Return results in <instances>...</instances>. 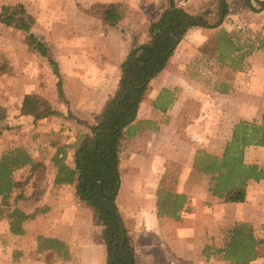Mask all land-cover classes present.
Wrapping results in <instances>:
<instances>
[{"label": "rangeland", "instance_id": "1", "mask_svg": "<svg viewBox=\"0 0 264 264\" xmlns=\"http://www.w3.org/2000/svg\"><path fill=\"white\" fill-rule=\"evenodd\" d=\"M93 1L0 0V10L4 5L23 3L34 15L36 25L33 33L46 44L48 52L58 61L63 75L66 97L69 101V105H66L60 99L56 87L57 80L47 59L29 51L22 32L0 23V68L2 66L9 68L7 73L0 75V130L2 131L0 157L20 148L29 151L34 160L42 164V169L32 170V167L27 166L14 173L17 187L10 198V207L11 209L20 208L26 214L32 212L35 218L39 214L43 215L40 225L37 224L39 228L31 229L33 236L25 240H23L25 236H22V239L18 238L20 235L11 234L6 221H0V264H34L18 262L20 255H17L19 249H16V242H33L39 233L63 235L60 224L57 225L56 220L45 217V208L54 205L53 202L57 201V198L52 196L54 190L51 193L48 192L52 185L47 181L48 174L51 172L49 167L55 166L53 164L55 151L51 153L50 148L71 147L75 141V134L79 129L83 130V125L78 124L76 119H67L70 110L74 118L92 122V116L101 109L104 100L101 99V87L96 81L98 68L117 57L120 59L127 56L134 45L144 43L148 39L150 24L158 20L162 10L166 8V0H129L131 6L127 5V19L111 29L105 24L101 27L90 21L92 17L84 12L93 5ZM177 1L190 12L211 13L215 19L219 12L217 0ZM241 1L243 0H228L229 15L221 27L205 31L193 30L188 36L185 51L182 50L174 61L175 64L183 61L190 66V68L187 67V72L193 75L197 82L194 87L197 92L194 93V88L191 89L194 95L198 94L203 97L207 95L213 99L207 104V115L205 113L202 115L203 103L196 105L193 112L199 119L201 116L208 119L203 121H207L210 130L208 137L211 138V143L208 142L205 149L201 151L216 156L223 154L226 143L232 137L235 121L242 117L247 119L244 121L249 122L260 119L264 110V47L256 50L251 57L246 59L240 70H234L227 64L219 63L216 58H210L200 52L201 47L225 31L230 34L236 44L241 46H246L248 43L253 44V42L255 46H259V40L264 42V9L261 10V2L264 0H251L257 11L242 10ZM98 23L102 25L101 22ZM119 50L124 51L119 53ZM111 76L113 77V71ZM112 77L109 78L110 82H112ZM30 96L44 99L64 117L35 122L33 117L22 112L23 101ZM136 130L137 128H133L130 132ZM130 143L131 141L127 140L123 147L126 153L133 146H130ZM165 146L167 143L160 145V151ZM155 150L158 154L159 150L157 148ZM131 152L133 155L129 157V160L135 158L137 165L135 170L139 176L135 178L129 172H123L124 191L120 205L124 208V212L125 209L128 210L124 216L126 224L136 238V246L139 248L138 264L221 263L214 257L207 260L204 249L206 245L223 248L227 241L228 230L237 221L240 222V217L244 215L251 214L256 221V227L249 222L246 223L254 227L258 238H264V189L250 191L252 203H249L243 211L222 207L225 202L221 199L214 198V201L210 202L203 201L202 197V201L198 202L197 207L194 208L196 215L185 225L183 218L174 220L159 215L157 203L160 199L157 193L158 188L167 167H169L168 170L176 168L181 170L182 167L178 162L167 160L164 163L157 158L156 162L160 168L157 166L159 170L156 171V167V172L150 176L147 172V174L143 173L145 169L150 170V167L142 165L145 161L142 146L138 145ZM194 158L190 162L194 161ZM245 160L248 164H258L264 167V148H247ZM206 181H208L206 177L191 175L185 186L200 189L202 184L207 183ZM54 185L61 187L55 182ZM182 195L187 198V201L185 197L183 198L186 202L183 203H189L188 195L184 193ZM198 195L201 197V189ZM76 196L78 197L77 190ZM162 198L163 195H161V201ZM78 199L82 201L80 197ZM148 202L151 203L152 210H156L158 217L165 222L163 225L160 221L159 231H151V233H146L149 227L148 211H146ZM257 203H261L262 210L255 211L258 212L255 213L253 207ZM234 204L237 205V203ZM239 204L243 205V203ZM0 206H4L1 198ZM3 209L7 210L5 207ZM183 215H185L184 212ZM93 219L97 226L95 242L102 243L101 227L95 216ZM41 257L44 261L46 260L47 264H73L55 253H47ZM254 264H264V258Z\"/></svg>", "mask_w": 264, "mask_h": 264}, {"label": "trees", "instance_id": "2", "mask_svg": "<svg viewBox=\"0 0 264 264\" xmlns=\"http://www.w3.org/2000/svg\"><path fill=\"white\" fill-rule=\"evenodd\" d=\"M217 1L219 12L215 19L211 13H193L177 0H166V8L162 10L160 18L149 26L148 39L134 45L122 62L118 87L106 99L100 111L92 116V122L74 118L73 112H69L67 119H76L84 128L78 130L71 144L74 149V169L65 163L64 154L59 158L63 150H57L53 158L58 169L55 184L75 185L78 197L92 209L101 227V239L106 247V264H137L136 238L118 205L122 186L121 154L129 139V130L137 120L151 82L169 67L189 31L194 28L212 30L222 26L230 7L228 0ZM241 5L242 10L257 11L251 0H243ZM263 9L264 1L261 2ZM84 12L108 27L115 28L127 18L128 6L122 2L93 4ZM0 23L22 32L29 51L47 59L57 80L58 95L63 103L69 105L60 65L48 52L46 44L33 33L36 25L34 15L23 3L4 5L0 10ZM259 41V46H255V42L241 46L225 31L201 47L200 52L234 70H240L246 59L264 47V42ZM8 71L7 66H2L0 75ZM22 112L33 117L35 122L64 117L44 99L36 96L24 99ZM249 147L264 148V110L260 119L252 122L241 120L234 125L232 137L221 156L201 150L196 153L193 169L199 175L208 177V191L213 197L225 203H245L249 184L264 180V167L248 164L245 160L246 149ZM27 166L32 167V170L42 167L27 150L19 148L0 157V198L4 205L0 206V221H6L9 232L15 236L25 235L26 224L35 218L20 208L10 207V198L17 187L14 173ZM168 168L157 192L160 199L163 195V200L157 202L158 211L161 216L180 220L187 201L184 195L177 192L182 169ZM37 242L38 253L51 251L62 256L66 252L62 241L58 239L42 235L37 237ZM204 252L207 260L214 257L221 262L217 264H254L264 258V238L256 236L252 225L237 222L228 230L223 248L206 245Z\"/></svg>", "mask_w": 264, "mask_h": 264}, {"label": "crops", "instance_id": "3", "mask_svg": "<svg viewBox=\"0 0 264 264\" xmlns=\"http://www.w3.org/2000/svg\"><path fill=\"white\" fill-rule=\"evenodd\" d=\"M113 2H122L126 5L131 6L129 0H94L92 4H107ZM90 21L95 22V24L101 27L103 26V22L99 19L91 18ZM98 22H101L102 25ZM199 29L201 31H205L201 28H194L190 30L185 39L179 45L178 49L175 52V55L172 57L169 67L151 82L145 100L140 106L137 120L131 126L132 129L137 128V130L130 133V136H128L129 142L131 141L130 146H133H131L129 152L126 153L125 151H123L121 154V175L123 174V172H129L135 178H138L139 176V173L135 170L137 167L136 160L135 158H131V160H129V157L133 155L131 151H133L138 145L142 146V148L144 149L143 158L145 161H143V167H150V170L148 171L145 169V171L143 172L144 174L149 173L150 176H152L156 171L159 170L160 165H158L156 162L157 158H160L161 161H164V163L167 160L178 162V164L182 167V173L179 178V189L177 192L180 194H187L190 199L189 203L186 204V212H184L185 215L182 216L183 220L185 221V225L186 223L190 222L191 218H194V215H196V210L194 208L197 207L198 202L200 203V201H202V197L204 199L203 201L210 202H213V199L215 198L208 191L209 181H206L207 183L205 185H201V197H199L200 195H198L200 193V189L198 187V189H193L190 186H185L186 181L189 182L191 175L194 177L197 176L206 177V179L208 178L207 176H202L195 172V170L193 169L194 161L190 162V160L195 157L198 151L205 149L208 142L211 143V138L208 137L210 130L207 121H203L208 119L204 116H201L199 119L197 117V114L193 112V109L196 108V105H200V103H203L204 106L202 107V115L204 113L207 115V104L213 101V99L211 96L209 97L207 95H205V97L199 96L198 94L194 95V93L197 92V89L194 88L197 85V82L196 78L187 72V67L190 68V66L185 64V62L183 61H181L179 64L174 63L175 59L178 58V55L181 53V51L185 49L184 47L187 43L190 33H192L193 30ZM123 51L124 50H119L118 52L122 53ZM125 58L126 56L120 59H118L117 57L118 60L113 59L112 61H108L105 63V65H101L98 68V79L96 81L98 83V86L101 87L100 90L102 95L101 93L99 94V92H97V94L101 95V99H104L102 106L104 105L106 99L110 95H113L115 93L118 87L120 81V66ZM112 71L113 77L111 76ZM111 77L112 82H110L109 80V78L111 79ZM193 88L194 93L193 90H191ZM241 119L247 120L245 117H242L238 121H235L234 124L241 121ZM165 143H167V146L163 147L160 151V145H163ZM156 145L158 147H156ZM156 148L159 150L158 154L155 153ZM58 149L63 150V153L60 154L59 158H61L62 154H64L65 163L70 168L74 169V149L70 146H63L61 148L57 147L55 149H52L51 147V153L52 151H55V153H53V158ZM148 153L149 157L147 158ZM162 153L164 154L162 155ZM124 159L128 160L125 161ZM164 168L165 165L163 164V169ZM49 171L51 172H49L48 174L47 181H49V183H52V185H50L48 192L51 193L54 190L52 196L57 198V201L53 202V204L55 203L54 205H50L48 208H45V217L48 216V219L56 220L57 225L60 224L63 235H45L43 233H39L36 235L33 242H20L18 240L19 242H16V249H19L17 255H20L18 262L47 264L46 260L44 261L43 257L41 256L47 255V253L54 252L46 251L44 253H38L37 237L42 235L62 241L61 243L65 246L66 249V252L62 255V258H64L63 260L66 259L73 264H102V262H106V251L104 250L106 249L105 245L101 242H95V233L97 231V226L94 224L92 209L88 205H86L85 202L78 199V197L76 196L75 185H60L61 187H56L54 185L55 177L58 171L56 166L51 165L49 167ZM254 189L262 191L264 189V180L260 183L251 182L249 184L247 201L243 203V205H240L239 203H237V205L234 203H224L222 207L237 210L242 209L243 211L244 209H246L249 203H252L250 191ZM123 191L124 177L122 175V186L118 196L119 205ZM259 197L260 196L258 195V198ZM260 204L261 203H257V205L254 206L255 208L253 207L254 212L260 211V209L262 210V205ZM189 207L193 208L194 210L190 209ZM119 208L120 211L124 212V208L121 205ZM146 211H148L147 213L149 224L146 233H151V231L156 230L159 231L160 227L158 228V223L160 224L161 221L164 225V220L158 217L156 210H152V205L150 202H148ZM127 213L128 210L125 209L124 214H122L125 222V216ZM42 216V214H39L34 220L29 221V223L26 224V234L21 235L18 238H22V236H25L24 239L22 238L23 240H25V238L27 239L29 237H32L33 235L31 234L30 230L33 228H39L37 224L40 223ZM240 218V222H249L253 226H255L256 221H254V218L251 216V214H249V216L244 215ZM155 227H157V229ZM148 247L150 248L151 245H149ZM138 255L139 248L138 246H136L137 264Z\"/></svg>", "mask_w": 264, "mask_h": 264}]
</instances>
